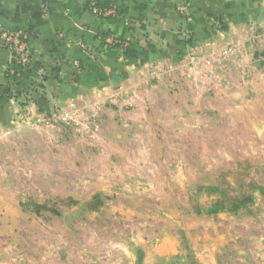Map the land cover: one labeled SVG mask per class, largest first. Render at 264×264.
<instances>
[{
  "label": "rangeland",
  "instance_id": "rangeland-1",
  "mask_svg": "<svg viewBox=\"0 0 264 264\" xmlns=\"http://www.w3.org/2000/svg\"><path fill=\"white\" fill-rule=\"evenodd\" d=\"M261 60L128 130L0 134V264H264Z\"/></svg>",
  "mask_w": 264,
  "mask_h": 264
},
{
  "label": "crops",
  "instance_id": "crops-1",
  "mask_svg": "<svg viewBox=\"0 0 264 264\" xmlns=\"http://www.w3.org/2000/svg\"><path fill=\"white\" fill-rule=\"evenodd\" d=\"M93 2L113 4L119 15H96ZM183 2L194 17L190 45L177 11ZM0 22L30 32L34 48L31 66L12 76L10 56L0 47V134L47 120L93 133L106 126L128 130L129 119L142 123L148 102L172 112L181 101L200 104L209 87L235 73L247 84L264 58V0H0ZM109 36L129 41L135 55L122 57ZM230 45L237 51L224 55ZM195 51L204 59L198 75L189 69ZM169 65L171 77L163 70ZM154 66L164 71L156 78ZM171 85L178 90L169 93Z\"/></svg>",
  "mask_w": 264,
  "mask_h": 264
},
{
  "label": "built area",
  "instance_id": "built-area-1",
  "mask_svg": "<svg viewBox=\"0 0 264 264\" xmlns=\"http://www.w3.org/2000/svg\"><path fill=\"white\" fill-rule=\"evenodd\" d=\"M91 7L94 14L100 17H116L119 15L118 7L113 4L97 6L93 2V5ZM177 11L186 24L182 34L183 40L187 45L194 44L196 40L193 38L192 32L190 30V24L194 21V17L190 4L188 2L179 4L177 6ZM128 24L132 26L134 24H137V22L132 20L129 21ZM32 38L33 35L30 32L8 29L4 27V25L0 22V47L5 48L10 56V60L7 66L8 74L12 76H21L31 66L34 55V48L31 44ZM107 42L111 46L117 48L122 57L126 56L125 52L130 47L129 41L117 38L115 36H109L107 38ZM236 51L237 47L230 45L227 48L223 49V54L229 55L235 53ZM203 62L204 59L200 58L197 54V51H195L189 57V69L193 73L198 75L200 73V67L202 66ZM163 70H165V72H167L170 77L174 76V65H169ZM163 70H160L154 66L150 70V75L156 78L164 72ZM199 84L201 83L199 82Z\"/></svg>",
  "mask_w": 264,
  "mask_h": 264
},
{
  "label": "trees",
  "instance_id": "trees-1",
  "mask_svg": "<svg viewBox=\"0 0 264 264\" xmlns=\"http://www.w3.org/2000/svg\"><path fill=\"white\" fill-rule=\"evenodd\" d=\"M125 54H126V57H131V56H134L135 55V53L131 49V46L127 49V51L125 52Z\"/></svg>",
  "mask_w": 264,
  "mask_h": 264
}]
</instances>
